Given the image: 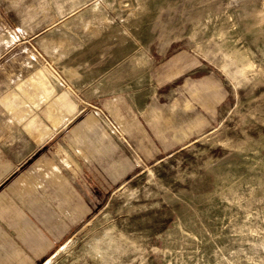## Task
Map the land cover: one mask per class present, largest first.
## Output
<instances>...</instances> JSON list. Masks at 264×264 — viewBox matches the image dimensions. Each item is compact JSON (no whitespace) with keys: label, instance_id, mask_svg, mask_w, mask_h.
<instances>
[{"label":"rangeland","instance_id":"obj_1","mask_svg":"<svg viewBox=\"0 0 264 264\" xmlns=\"http://www.w3.org/2000/svg\"><path fill=\"white\" fill-rule=\"evenodd\" d=\"M184 51L226 96L190 140L201 124L172 102H199L177 87L195 74L173 87L164 63ZM122 114L152 121L131 136ZM56 131L109 140L125 177L94 180V211L44 264H264V0H0V161Z\"/></svg>","mask_w":264,"mask_h":264},{"label":"crops","instance_id":"obj_2","mask_svg":"<svg viewBox=\"0 0 264 264\" xmlns=\"http://www.w3.org/2000/svg\"><path fill=\"white\" fill-rule=\"evenodd\" d=\"M177 56V59L171 56L164 62L169 70L167 75L181 69L170 82L173 87L176 80L187 72L193 71L196 77H188L193 80L189 82L188 89L187 81L177 87L182 86L186 93L197 96L199 102L190 98L184 101L180 96L174 97L172 102L173 109L190 110L192 107L191 111L201 124L198 131L188 135L190 140L199 133H205L210 124L216 122L217 108L226 100V96H221L222 90L218 91L214 75L212 72L208 74L201 67L202 62L192 61L185 51ZM191 98L193 99L192 96ZM199 108L204 109L203 112L199 113ZM140 117L141 114H133L131 117L122 114L123 123L119 126L123 130L127 127L128 133L133 136L132 133L139 128L137 121L144 126L145 122H141ZM147 118L146 123L149 122L150 125L151 117ZM84 119L76 124V132L83 127ZM58 132L42 139L40 145L34 140L36 150L11 168L8 166L12 163L11 158L0 161V264H44L94 211L97 188L94 180L102 181L103 190L109 179L125 177V173H119L120 163L111 167L115 162H110L109 140H68L58 138ZM131 141L136 146L142 144L146 147L185 146L184 143L158 144L152 139H146L142 143ZM81 147L86 150L80 151ZM111 168L116 169L112 170V176ZM101 193L103 195L102 191Z\"/></svg>","mask_w":264,"mask_h":264},{"label":"bare ground","instance_id":"obj_3","mask_svg":"<svg viewBox=\"0 0 264 264\" xmlns=\"http://www.w3.org/2000/svg\"><path fill=\"white\" fill-rule=\"evenodd\" d=\"M55 166V165H54ZM49 169V168H48Z\"/></svg>","mask_w":264,"mask_h":264}]
</instances>
